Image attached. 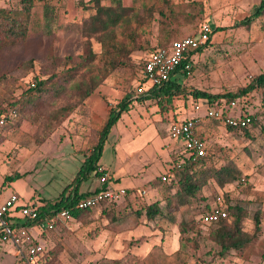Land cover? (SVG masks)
I'll list each match as a JSON object with an SVG mask.
<instances>
[{"label":"rangeland","instance_id":"374dc122","mask_svg":"<svg viewBox=\"0 0 264 264\" xmlns=\"http://www.w3.org/2000/svg\"><path fill=\"white\" fill-rule=\"evenodd\" d=\"M83 1V8L77 0L35 2L26 39L12 45L0 43V110L17 101L23 107L15 124L0 132V205L12 194L19 197V204L32 198L57 199L72 184L85 155L97 142L95 133L110 109L124 97L130 103L129 111L110 129L99 163L112 177V188L133 187L130 196H140L141 201L137 210H129L122 203L107 209L99 207L74 221L58 222L44 231L48 233V254L40 264H264L262 91L254 90L242 103L244 111L258 115L259 127H249L248 135L202 118L208 99H194L188 94L234 93L264 73V17L248 27L238 25L253 13L260 0H120L124 7L152 18L149 28L134 43L118 35L124 51L114 58L123 65L109 72L83 102L75 95L69 96L70 91L60 99L45 95L35 96V102H20L34 79L60 76L83 61L84 40L78 27L95 13L92 0ZM19 2L0 0V8L14 13ZM109 4L102 2L106 7ZM44 6L53 12L49 30L44 26ZM203 25H209L211 37L197 53L192 74L182 82L186 95L161 107L155 100L140 102L138 98L147 91L142 82L143 63L151 51L174 39L196 35ZM93 46L98 53L94 65L103 68L105 58L100 55L99 46ZM196 105L198 111L194 109ZM196 117H201L197 131L207 143L209 167L232 166L240 173L239 178L224 188L209 181L188 206L167 215L165 207L176 185L170 186L168 181L152 187L150 183L168 166H176L177 154L185 155L182 143L169 137L168 124L174 119ZM175 150L180 153L173 155ZM15 174L20 177L14 178ZM89 181L83 182L80 190H85ZM142 190L147 193L142 195ZM227 200L246 207L243 230L254 235L241 251L222 254L210 238L212 226L201 222L194 232L180 237L181 222L197 221L213 207H225ZM156 201H160L167 216L148 221L144 212L137 213ZM257 211L261 213V225L255 232L253 219ZM14 259L13 254H4L0 264H13Z\"/></svg>","mask_w":264,"mask_h":264},{"label":"trees","instance_id":"16d2710c","mask_svg":"<svg viewBox=\"0 0 264 264\" xmlns=\"http://www.w3.org/2000/svg\"><path fill=\"white\" fill-rule=\"evenodd\" d=\"M43 1L44 0H20L18 11H14V13L12 10L0 8V43L12 45L25 40L30 26L29 16L34 7V3ZM103 1H109V6H103ZM77 2L82 8L85 7L83 0H77ZM91 3L92 9L95 11L94 15L89 17L87 23L81 24L78 27V32L84 40L83 61L72 66V68L65 71L60 76L53 74L47 80L34 79L22 94L20 102L22 101L25 103L27 100L35 102L37 101L35 96L42 98L45 95L48 99H60L61 97L68 95V91H70L69 96L75 95L79 101H85L105 80L109 72L115 70L120 65H123L121 61L114 58L116 54L124 51L123 46H120L121 44L117 41L118 35L121 34L123 37H127V42L134 43L138 39L137 37L139 34H144L146 32L144 30L149 28L152 21L151 17L144 16L142 13L124 7L120 0H92ZM52 13L51 7L44 6V26L47 30L50 29V26L54 21ZM259 17H264V0H260L259 6L255 8L253 13L249 17L240 21L238 25L248 27ZM175 40L178 39L170 41L166 46L153 49L151 53L157 49L167 47ZM209 40L205 45L201 46L194 52H201L209 43ZM94 43L99 46L100 55L105 58L103 68H98L94 65L98 57V53L94 50ZM188 61L189 58L184 60L167 82L160 85H154L148 91L142 93L138 100L140 102L145 100H155L161 107L164 103L171 104L173 99L186 95L185 88L182 85V81H180V76L187 77L186 71H184V66ZM177 74L178 76H176ZM142 82L144 83L145 80L143 79ZM70 88L72 89L69 90ZM257 89L262 91L261 102L264 104V73L259 74L252 79L247 86L234 93L228 92L222 95H209L201 91H194L188 94L194 99L199 97L207 98L208 106L220 103L221 101H224L228 105L231 102H235L239 107L238 112L240 116L249 117L251 119L249 127H259L257 113L249 114L244 111L242 104L244 98ZM129 105L130 103L128 99L124 97L114 108L110 109L106 121L103 123L101 129L95 133L97 136V142L85 155L84 161L72 181V184L68 185L57 199L52 201L41 199L39 201L37 211L41 218L49 216L53 211H59L62 208H69L71 218L77 220L94 210L79 211L75 209L74 205L79 199L86 195L104 190L108 183H110L109 179L107 183L100 185V178L103 175H107V172L104 169L99 171V169L102 168L99 161L104 142L107 139L110 129L124 112L129 111ZM10 107L16 109V118L12 123L4 126L1 131L10 129L13 124H15L23 109L22 105L17 101L9 107L1 109L0 115L5 113ZM236 115L237 112L234 113V116ZM176 120L177 119H174V122H177ZM198 125L199 123L196 126ZM225 127L229 131H243L248 135L247 130L249 127L243 129H236L228 126ZM199 137L202 138L200 135ZM210 159L211 156L207 155L194 162L189 159L181 163V160H183V154L180 153L174 160L176 165L180 164V168L174 169L175 173L168 183L169 185L171 184L170 186L176 185V190L167 201L168 203L165 207L168 210L167 215H171L181 207L188 206L190 199L195 197L196 193L199 192L209 181H213L218 187L224 188L228 185L234 184L238 180L240 173L234 167L225 165L221 168L213 169L208 165ZM19 177V174L14 175V178ZM91 179H94L96 182L94 189L86 193L80 191V185ZM150 184L154 187L157 186V184L160 185L165 183L162 182L161 177H158ZM226 202L225 210L227 212V217L209 225L212 226L210 229V238L217 246H219L222 254L228 253L232 250L241 251L252 241L254 236L243 230V222L247 217L246 207L241 206V204L238 203L232 204L228 200ZM137 213L139 215L143 213L148 221H155L157 218L162 219L167 216L164 215L163 209L160 207V201L147 205L144 211L140 209ZM260 214V211H257L254 215L253 220L255 232H258L261 225ZM199 218L200 219H197V221H184L178 225V231L181 238L189 232H194L196 224L201 221V217ZM47 254L46 250H44L40 255L39 261H42Z\"/></svg>","mask_w":264,"mask_h":264},{"label":"built area","instance_id":"2783aa9c","mask_svg":"<svg viewBox=\"0 0 264 264\" xmlns=\"http://www.w3.org/2000/svg\"><path fill=\"white\" fill-rule=\"evenodd\" d=\"M209 25H203L201 31L196 35L184 37L173 41L167 47L160 48L150 53L145 60L143 67L144 84L147 91L154 85H160L167 82L176 72L181 63L190 58V53L196 51L205 45L210 38ZM191 65L187 63L184 66L186 75L191 74ZM195 111L199 108L196 105ZM239 107L235 102L229 105L224 101L207 106L202 118L215 121L223 126L236 129L247 128L250 125L249 117H241ZM237 115L234 116V113ZM16 118V109L10 107L5 113L0 115V131ZM201 117L196 119H184L172 122L169 125V137L175 142L183 145L185 155L183 154V163L186 160L192 162L207 156V145L204 139L199 137L197 124ZM180 164L173 166L162 177V182L166 183L173 177L174 169H179ZM102 171V168L99 169ZM109 180L107 175H103L99 183L103 185ZM142 195L146 194V190L141 191ZM127 195L124 188H112L110 184L104 190L97 193H90L79 199L74 207L75 209L90 210L100 207L104 203H117ZM19 197L12 194L0 205V247H11L16 252L22 264H38L40 255L45 248L37 242L29 230V226H35L40 231H48L58 224L60 221L72 219L69 208H62L59 211H53L49 216L41 218L37 208L39 203L35 204H19ZM227 217L225 207H213L209 212L201 217V224L211 225L221 219Z\"/></svg>","mask_w":264,"mask_h":264},{"label":"crops","instance_id":"0c3cea01","mask_svg":"<svg viewBox=\"0 0 264 264\" xmlns=\"http://www.w3.org/2000/svg\"><path fill=\"white\" fill-rule=\"evenodd\" d=\"M197 53L198 52H191L190 53V58H189V61H188V63L191 65V74H192V67H193V63L195 62L194 60H195V58H196V55H197ZM176 76H178V74L176 75ZM185 80V77H183V76H180V81H184ZM195 107V106H194ZM199 116H201V115H199ZM182 119H180V120H178V121H181ZM212 121V120H211ZM219 124V123H218ZM169 125L170 124H168V128H167V130H169ZM221 125V124H220ZM223 126V125H222ZM225 127V126H224ZM200 135V134H199ZM206 142V141H205ZM179 142H177V144H178ZM206 145H207V143H206ZM91 150V149H90ZM89 150V151H90ZM79 151H81V150H79ZM180 153V150H175L174 152H173V155H175V153ZM177 155H179V154H177ZM207 155H208V152H207ZM168 163H170V162H168ZM102 167V166H101ZM170 168H172V167H169L168 166V168L164 171V172H162V174L159 176V177H162L166 172H168V170L170 169ZM102 169H104V170H106L105 168H103L102 167ZM106 172H107V176H108V178L109 179H112V177L110 176V174H109V172L106 170ZM95 185H96V183H95V180H90L89 181V183L87 184V186L85 187V190H80V191H83L84 193H86V192H89V191H92L93 189H94V187H95ZM122 188H124V189H126L127 190V195H126V197H124L123 199H125V200H120L119 202H117V203H111V204H109V203H107V204H103L101 207H105L104 209H107V208H110L109 206H112V205H119V204H122V203H125V205H126V207H129L128 209L129 210H137L138 208L136 207V205H138L139 203H140V201H141V198H140V196H137V195H134L135 197L134 198H132V196H130V193H131V191L133 192V187H122ZM132 189V190H131ZM147 193V192H146ZM41 199L39 198L38 200H34L33 198H32V200H29V201H25V202H23V203H21L22 205L23 204H35V203H39V201H40ZM140 200V201H139ZM142 203V202H141ZM97 209V208H96ZM73 219V218H72ZM75 219H73L72 221H74ZM29 230H30V232H31V234L33 235V238L37 241V242H39L44 248H45V250H46V247H45V244H46V240H45V235L46 234H48L47 232H42V231H40V229H37V227H35V226H29ZM9 253H11V254H13L14 255V263L13 264H22L21 262H20V260H19V258H18V256H17V254H16V252L14 251V249L13 248H11V247H6V248H3V247H0V256H2V255H4V254H9ZM41 263V261H39V263L38 264H40Z\"/></svg>","mask_w":264,"mask_h":264}]
</instances>
